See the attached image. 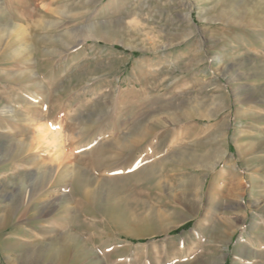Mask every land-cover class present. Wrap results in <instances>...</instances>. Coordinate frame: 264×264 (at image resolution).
I'll use <instances>...</instances> for the list:
<instances>
[{
    "label": "rangeland",
    "instance_id": "rangeland-1",
    "mask_svg": "<svg viewBox=\"0 0 264 264\" xmlns=\"http://www.w3.org/2000/svg\"><path fill=\"white\" fill-rule=\"evenodd\" d=\"M0 264H264V0H0Z\"/></svg>",
    "mask_w": 264,
    "mask_h": 264
},
{
    "label": "bare ground",
    "instance_id": "bare-ground-1",
    "mask_svg": "<svg viewBox=\"0 0 264 264\" xmlns=\"http://www.w3.org/2000/svg\"><path fill=\"white\" fill-rule=\"evenodd\" d=\"M5 144H6V143H5ZM34 177H35V178H36V177L38 178L37 175H35ZM37 178H36V180H37ZM36 180H34V182H38V181H36ZM22 194H23V193H22ZM26 195H27V194L23 195V198H26ZM261 241H262V240H261ZM29 256H31V255H28V257H29Z\"/></svg>",
    "mask_w": 264,
    "mask_h": 264
}]
</instances>
